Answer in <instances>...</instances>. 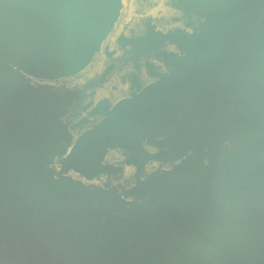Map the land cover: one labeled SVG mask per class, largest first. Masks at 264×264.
<instances>
[{"label":"water","instance_id":"obj_1","mask_svg":"<svg viewBox=\"0 0 264 264\" xmlns=\"http://www.w3.org/2000/svg\"><path fill=\"white\" fill-rule=\"evenodd\" d=\"M133 15L150 16L159 44L116 68L112 52ZM122 69L84 118L19 140L26 172L0 173V211L19 214L9 229L1 224L0 264H12L30 207L28 218L69 231L45 264H65L76 249L72 264H264V227L242 201L189 202L199 188L219 195L240 174L264 191V0H0V89L15 80L24 85L15 95L42 105L25 92L91 90ZM34 141L58 159L30 155ZM166 204L175 210L145 238L146 251L120 250L131 233L123 220L138 229L137 215L157 219ZM101 209L114 227L97 238Z\"/></svg>","mask_w":264,"mask_h":264},{"label":"rangeland","instance_id":"obj_2","mask_svg":"<svg viewBox=\"0 0 264 264\" xmlns=\"http://www.w3.org/2000/svg\"><path fill=\"white\" fill-rule=\"evenodd\" d=\"M159 32L160 29L151 21L150 16L133 15L119 33L120 38L124 36L122 42L116 43L119 50L114 49L112 52L116 57L114 61L116 68L124 69L128 60L138 62L150 56L159 44ZM110 63L112 64L113 61ZM123 74H125L124 70L107 75V77H105L108 81L106 84L118 80ZM102 85L103 83L101 85L97 84L95 88L91 89V91H93V99H95L97 95L96 91H98ZM14 87H17V92L19 93L23 90L24 85L18 86L17 81L11 80V82L7 83L5 89H0V173H5L7 171L26 172V164L19 155V140L23 137L43 135L49 128H59L68 125V119L71 118L70 112L67 109L62 111L61 106L58 104L40 105L26 101L23 95L17 96L14 94ZM28 172L32 175L35 170L28 169ZM241 175L244 174H240L239 178L234 180L231 179L226 181L223 184L224 186L219 190V195H214L213 198L209 196V190L199 188L198 191L196 190L194 192L189 202L198 204V208H211L212 201L218 200L217 198L223 199L225 201L223 205L228 207L235 206L239 204V201H242L241 205H243L245 210L251 211L255 220L264 227V191L257 187L258 183L249 182L248 185H246V180H243ZM41 190L47 194L43 200L50 201L54 192L47 182L43 183ZM99 197H101L102 201L110 202V198L105 195ZM215 205L221 206L222 203L221 205L215 203ZM174 207L175 205L169 204L161 206L162 211L158 213V210L156 213V218L159 219L158 221L153 217L148 220L140 216V214L137 215L138 219L134 218V220L139 224V227H137L138 229H136V226H133L130 217H127V220H123L121 225L125 227L129 226L131 233L129 236H126L124 243V240L122 241L123 244H121L120 250H127L126 253L130 252L135 255L139 252L144 253L146 251L145 238L153 234L155 226L162 224L163 218L165 219L171 216L170 214L175 210ZM4 211L5 210L0 211L2 212L0 213V229H2L1 224L3 223L5 224L4 229L7 230L12 227L9 225H12L16 222L15 219L19 218V214L5 213ZM31 211H37V207H30L26 209V212H22L27 220L22 219L23 214L20 216L21 222L18 237L20 238L21 246L19 250H17L18 252L10 251L12 253L14 252L10 262L12 264H45L46 258L54 256L55 253L62 248L60 241L69 236L68 230L60 231V228L58 229V226L51 223L49 220L36 222L28 218V213ZM103 213L102 209L97 210L96 219L94 220L97 224L93 228V236H97V238H99L105 225L108 227V230H105L107 232L113 230L114 227L112 225L111 228V225L105 224L104 221L101 222ZM98 226L101 227V229ZM88 231L91 233L90 230ZM74 232L80 234V231ZM75 251L69 253L68 256L66 255L67 259L65 264H72L78 259L80 252L78 250L77 252ZM71 256L72 258H70ZM135 258L139 259L137 264H143V262L140 261L144 259L143 257L138 256Z\"/></svg>","mask_w":264,"mask_h":264},{"label":"flooded vegetation","instance_id":"obj_3","mask_svg":"<svg viewBox=\"0 0 264 264\" xmlns=\"http://www.w3.org/2000/svg\"><path fill=\"white\" fill-rule=\"evenodd\" d=\"M113 50V48L111 49V51ZM93 81H95V85L97 84H102L105 85L108 81L106 78H96ZM92 81V82H93ZM86 84V83H85ZM85 84H77L76 86H79L77 88H72L70 91L68 92H56L53 90H50L49 93H44V92H39L36 91V93H31L30 91H26L25 92V96L31 101V102H38L40 101L42 105L44 104H58L62 106L63 109H67L70 112V116L71 118L68 119V122H72L74 120H79L81 118H84L86 116V114L91 110L92 106H93V91L91 90H87L85 88ZM93 103V104H92ZM36 142L35 144V150L31 149L29 147H27L28 152L30 155H32L31 152H34L37 157H39L40 155H46V156H50V158H54L52 159V162H55L58 159V156H56V150H50L47 147V150L45 149V151H40L41 149V143L39 141H34ZM24 145H26V141L24 140ZM40 146V147H39ZM71 147V144L69 145ZM27 149L24 148V151L22 152V155H25L27 153ZM68 149V148H67ZM31 151V152H30ZM38 152V153H36ZM49 152V154H48ZM71 177H73L75 180L78 181H85L87 183H89L88 181H86L84 178H82L81 176L72 173L71 172ZM128 180H132V178L126 179L125 181ZM124 181V182H125ZM92 184H95V182H93ZM95 186V185H93Z\"/></svg>","mask_w":264,"mask_h":264}]
</instances>
